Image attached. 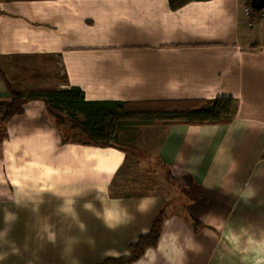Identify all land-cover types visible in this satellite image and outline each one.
I'll use <instances>...</instances> for the list:
<instances>
[{
	"label": "crops",
	"instance_id": "0c3cea01",
	"mask_svg": "<svg viewBox=\"0 0 264 264\" xmlns=\"http://www.w3.org/2000/svg\"><path fill=\"white\" fill-rule=\"evenodd\" d=\"M246 3L0 0V101L7 83L90 102L238 101L226 123L118 129L123 150L28 101L0 121V264H100L162 210L157 246L131 264H264V19Z\"/></svg>",
	"mask_w": 264,
	"mask_h": 264
},
{
	"label": "trees",
	"instance_id": "16d2710c",
	"mask_svg": "<svg viewBox=\"0 0 264 264\" xmlns=\"http://www.w3.org/2000/svg\"><path fill=\"white\" fill-rule=\"evenodd\" d=\"M192 1L206 0H169V4L173 10H176ZM247 2V9L250 13L255 14L259 11L252 6L251 0ZM6 86L10 100L0 101V121L2 123L23 114L24 105L28 101L44 99L51 111L55 114L65 112L75 126L80 127L77 132L87 137L85 144L101 147L113 146L122 150L128 147L119 142L116 134L118 129L155 124L226 123L233 119L238 107V101L233 97H219L212 100H158L141 103L90 102L85 100L84 92L79 87L23 94L15 91L8 83ZM76 112L83 113L86 120L78 121L75 117ZM165 215V210L160 211L153 220L150 230L130 244L127 255L107 258L100 264H131L143 257L147 249L157 246L162 234Z\"/></svg>",
	"mask_w": 264,
	"mask_h": 264
},
{
	"label": "rangeland",
	"instance_id": "374dc122",
	"mask_svg": "<svg viewBox=\"0 0 264 264\" xmlns=\"http://www.w3.org/2000/svg\"><path fill=\"white\" fill-rule=\"evenodd\" d=\"M247 1V0H246ZM246 7L248 8V2L246 3ZM248 15L249 17L251 18V21H255V22H259L261 21L262 19H264V10L263 11H256V13H250L248 11ZM144 156V155H143ZM145 159H147L146 157H144ZM156 161H152L151 162H147L145 163V166H146V170L147 171H151V172H154L156 173L158 169L161 168L160 164L159 163H155ZM171 187V186H170ZM178 191V194L175 195L177 196L178 198H182L184 195L182 194L181 190L180 189H177ZM190 197V196H189Z\"/></svg>",
	"mask_w": 264,
	"mask_h": 264
},
{
	"label": "water",
	"instance_id": "95a60500",
	"mask_svg": "<svg viewBox=\"0 0 264 264\" xmlns=\"http://www.w3.org/2000/svg\"><path fill=\"white\" fill-rule=\"evenodd\" d=\"M251 4L259 11L264 9V0H251Z\"/></svg>",
	"mask_w": 264,
	"mask_h": 264
}]
</instances>
